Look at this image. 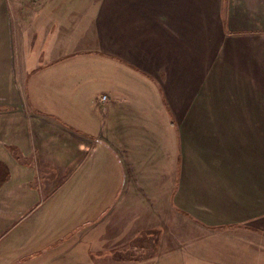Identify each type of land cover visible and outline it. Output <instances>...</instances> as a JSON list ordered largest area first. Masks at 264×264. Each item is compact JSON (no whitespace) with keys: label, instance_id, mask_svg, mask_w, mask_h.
I'll list each match as a JSON object with an SVG mask.
<instances>
[{"label":"crops","instance_id":"crops-1","mask_svg":"<svg viewBox=\"0 0 264 264\" xmlns=\"http://www.w3.org/2000/svg\"><path fill=\"white\" fill-rule=\"evenodd\" d=\"M260 49L264 0H0V240L23 253L12 264H175L178 254L180 264H264ZM90 65L154 81V105L143 101L151 90L111 92L112 84L120 110L139 97L138 108L118 121L115 105L100 109L101 122L66 121L62 97L79 91ZM204 90L209 103L195 126L187 117ZM104 151L124 181L99 201L95 181L112 163ZM152 176L174 182L151 187ZM129 194L142 202L157 194L147 206L156 220L131 227ZM175 202L199 233L180 250L184 237L155 212L171 213ZM156 225L154 241L168 239V249L130 263L128 250L113 248L115 234L150 241Z\"/></svg>","mask_w":264,"mask_h":264},{"label":"rangeland","instance_id":"rangeland-1","mask_svg":"<svg viewBox=\"0 0 264 264\" xmlns=\"http://www.w3.org/2000/svg\"><path fill=\"white\" fill-rule=\"evenodd\" d=\"M261 42V40H260ZM214 53V51H213ZM260 53L264 55V50L260 49ZM214 54L211 55V58L213 57ZM110 66H99V65H90L88 66V69L91 73V75H82L80 78V89L79 91H74L73 93H70V91L68 93H66L65 96L62 97V100H64V104L66 106V111L64 112V118L66 119V121L69 120H77L80 122H84V121H95L98 120L99 122L104 121L107 119V114L105 112L101 113V111L106 108V107H110V106H114L113 107V111H112V120H123V118H121V114H122V110H125V108L127 107V109L129 111H132L133 108H138V106L140 105L139 102V97L133 100V103L131 102V104L126 103L124 104V107L122 110H120L119 107H121V102L120 100L114 98L112 95L108 94L107 89L109 87L112 88V84H114L115 89L112 90L111 92L115 91V90H119V92H121L122 90H140V89H146V90H151V85H153L154 81H150V80H146L144 79V77H140V76H133V75H128V78L130 79L131 77H135V80H130V81H124L123 80V75L121 73V70L119 69H113V71H110ZM84 68V67H83ZM113 68H115V66H113ZM201 69L206 68V66H200ZM97 72V73H96ZM96 76V82H94L93 80L86 79L85 76H90L93 79V76ZM124 81V82H123ZM114 82V83H113ZM200 84H197L195 86V94L198 90ZM206 87V83L202 88L205 89ZM202 91L195 96V101L193 102L194 106L192 109V112H190V116L187 117L188 120L193 121L194 125L197 126L200 124V122L202 121L201 118V113L202 110L205 106H202L205 103H209V98L207 96H204L206 94V90H204L203 92V96H202ZM110 92V93H111ZM143 93V101H153V105L155 103V96H154V89L152 88V90L149 91H145L142 92ZM120 94V93H119ZM104 96L106 97L105 101L101 102L100 98ZM152 96V99H150ZM202 96V99H201ZM205 97V99H203ZM74 102V103H73ZM151 103V102H150ZM74 104V106H73ZM152 105V104H151ZM44 110H47L46 113L49 114L48 111L54 112L55 108H49V106H42ZM41 108V107H40ZM71 111H73L72 113H70ZM189 111V110H188ZM119 113L118 116H116L115 114ZM169 115V114H168ZM118 118V119H116ZM125 120V119H124ZM167 121V120H166ZM198 143L202 144V138H198L197 139ZM105 152V151H104ZM105 154L108 155V157L110 158L109 163L108 164V170H109V174L108 177L102 176V175H98L97 180L95 181V185L96 188L98 189V193H99V201L101 199L104 198V194L102 193L104 192L105 188L107 186H110L111 188H115L118 187V192L120 193V188L122 186V183L124 181L123 179V173L120 170V161H118V158L115 157L113 154L111 155L110 153L108 154L107 152H105ZM200 161V160H199ZM105 171V168H100L99 167V171ZM129 181L130 179H132V181H136V177H129L127 178ZM165 180V178H158L157 176H152L151 179H149L150 181V185L151 187H155L158 188L161 185V182L163 184V181ZM108 182V183H107ZM168 182V185L170 183L173 184L174 182V178H168L166 181V184ZM154 184V185H153ZM166 184L164 185V187H166ZM177 187L174 188V186L172 187V191L174 189H176ZM144 194V193H141ZM157 194H154L153 197H149L146 198L144 195H140L143 200H145L144 202L139 201L134 194H129L127 197L129 199V203L128 206H133L132 209L130 208L126 215L128 218L131 219L132 225L131 227H133L134 224H138L140 225V221H144L143 219L146 217H150V212L147 209L148 205H151L155 202H157ZM181 196V191L179 192V195ZM146 204V207L143 206V204ZM102 205L103 207L105 206V204H99ZM141 205L143 206V208L141 210H139V208L141 207ZM181 203L180 202H175L174 206H171V213H168L165 215V210L161 209V210H155V212L158 215H161V217L163 218V220L168 219L167 221L171 224L172 222H174V226L172 228H176V233L177 235H182L184 238L182 240H178V242L180 244H178L177 249L180 250L181 249V244L185 243V241H187L188 238L192 236H194V239H198L199 238V233L196 232L194 227H191L189 224H187V222L183 219V217H185L183 215V210L180 208ZM101 207V209H99V212L101 213H105V208ZM177 212V216H179V219L177 217L174 216V212ZM103 216L102 214L99 215V219H101ZM182 216V219H180ZM148 220H156V217L154 218H147ZM156 222V221H154ZM157 223V222H156ZM158 224V223H157ZM115 227V226H114ZM113 227V228H114ZM148 227V226H147ZM158 229H162L161 226L156 225L155 229L152 230L151 232L147 233L148 235H150V241L148 239L145 240H138L137 237L141 236V235H136V231L134 232V234L132 235V237H134V240H130V241H126L123 239V237H125L124 235H120V234H115L116 237H118L119 240L112 241L113 242V248L115 250H128L129 251V255L127 257V260L130 261V263L134 260L136 263L138 261V258L136 257V253L137 252H141L145 251L146 253L152 254L149 251H152L153 249H161V250H165L168 249V239L164 241V244L154 241L155 238H159V235L161 234L160 232H158ZM135 229H132V231H134ZM142 233L144 231H141ZM113 233H118L117 231L113 230ZM111 236V235H110ZM131 236V235H130ZM10 237H5L4 239L0 240V264H12L13 261L16 258H21L23 253L18 252V255L15 251H12L9 248V241ZM108 240V239H106ZM200 241H197L196 244L198 245V247L201 245L199 243ZM19 243V242H18ZM160 243V244H159ZM159 244V245H158ZM19 248L17 249H21L23 248V246H21V243L17 244ZM38 244H34L32 245L31 248H25L24 251H26L27 249H34L37 248ZM167 248H166V247ZM195 247V246H194ZM16 249V247L14 248ZM160 250V251H161ZM19 251V250H18ZM178 254V253H177ZM153 257V256H152ZM152 257H149L148 260ZM132 260V261H131ZM180 260H185V257H180V255L178 254V257L176 258V263L175 264H180L179 261Z\"/></svg>","mask_w":264,"mask_h":264},{"label":"built area","instance_id":"built-area-1","mask_svg":"<svg viewBox=\"0 0 264 264\" xmlns=\"http://www.w3.org/2000/svg\"><path fill=\"white\" fill-rule=\"evenodd\" d=\"M104 100H105V97L102 96V97L100 98V101L103 102Z\"/></svg>","mask_w":264,"mask_h":264}]
</instances>
